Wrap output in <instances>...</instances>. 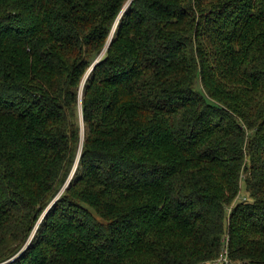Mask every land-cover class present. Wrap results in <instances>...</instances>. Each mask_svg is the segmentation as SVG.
Here are the masks:
<instances>
[{"label":"trees","instance_id":"1","mask_svg":"<svg viewBox=\"0 0 264 264\" xmlns=\"http://www.w3.org/2000/svg\"><path fill=\"white\" fill-rule=\"evenodd\" d=\"M226 238L264 264V0H0V264Z\"/></svg>","mask_w":264,"mask_h":264},{"label":"built area","instance_id":"2","mask_svg":"<svg viewBox=\"0 0 264 264\" xmlns=\"http://www.w3.org/2000/svg\"><path fill=\"white\" fill-rule=\"evenodd\" d=\"M228 243L229 238H226L223 253L221 254L220 258L217 259L213 264H235L229 257Z\"/></svg>","mask_w":264,"mask_h":264},{"label":"bare ground","instance_id":"3","mask_svg":"<svg viewBox=\"0 0 264 264\" xmlns=\"http://www.w3.org/2000/svg\"><path fill=\"white\" fill-rule=\"evenodd\" d=\"M127 7V6H126Z\"/></svg>","mask_w":264,"mask_h":264}]
</instances>
